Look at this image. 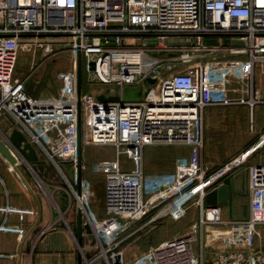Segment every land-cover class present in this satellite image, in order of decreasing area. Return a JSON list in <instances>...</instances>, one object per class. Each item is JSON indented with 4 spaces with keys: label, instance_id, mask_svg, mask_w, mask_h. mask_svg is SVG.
Instances as JSON below:
<instances>
[{
    "label": "built area",
    "instance_id": "obj_1",
    "mask_svg": "<svg viewBox=\"0 0 264 264\" xmlns=\"http://www.w3.org/2000/svg\"><path fill=\"white\" fill-rule=\"evenodd\" d=\"M206 39L219 44L203 45ZM224 39L243 45H224ZM26 47L36 48L41 60L67 56L60 99L34 98L26 91L27 78H13L17 54ZM213 54L246 55L251 67L264 60V0H0V116L10 125L0 143L17 153L9 142L16 129L49 162L73 169L71 190L104 264H124L117 250L127 239L164 217L181 220L191 202L199 218L151 246L135 264H264V251L219 252L211 260L204 255V229L221 224L225 208L208 207L205 196L241 166L249 203L240 222L264 224V165L249 163L264 134L215 168L202 159L207 66L190 63ZM82 57L87 94L81 86ZM138 87L143 89L139 101H122L125 88ZM100 96L120 101L101 102ZM84 141L111 148L114 156L85 164ZM159 145L186 146L190 155L177 160L176 185L168 196L150 206L144 199L143 151ZM83 170L104 180L103 219L92 208V185Z\"/></svg>",
    "mask_w": 264,
    "mask_h": 264
},
{
    "label": "crops",
    "instance_id": "obj_2",
    "mask_svg": "<svg viewBox=\"0 0 264 264\" xmlns=\"http://www.w3.org/2000/svg\"><path fill=\"white\" fill-rule=\"evenodd\" d=\"M245 58L219 54L203 58L207 66L204 97L208 104L202 113V159L208 168L230 161L253 146L264 134V60L257 62L252 80L254 85L250 87ZM18 77L24 79L21 75ZM49 85L52 89L41 85L38 80L27 78L25 88L37 99H60L62 85ZM249 92L255 93L254 103ZM9 126L7 119L0 116V134L8 131ZM90 146L81 149L84 163L92 155H101L99 151L88 153L86 149ZM262 149L264 144L254 152L249 163H261L260 158L254 159V155L263 153ZM36 151L39 160L45 163H25L13 149L9 150L14 160L11 163L0 153V264H79L80 259L81 264H104L102 258H97L98 247L87 233L78 203L72 196L71 180L67 175L70 166L60 163L57 167L41 151ZM143 153L146 167L151 161L149 159L167 158L171 161L176 157L180 161L190 154L188 148L181 146L179 149L171 148L167 153L147 147ZM157 164L160 165L159 162ZM158 170L161 173L162 167L159 166ZM245 170L246 167L241 166L230 177L234 180L235 190L230 194L231 208H227L224 214L233 220L244 219V205L248 211ZM30 171L37 175L38 181ZM81 175L91 181L94 212L100 219L105 218L103 178L85 170ZM190 209L189 217L197 220L199 208L195 205V210ZM165 236L161 235L156 242L166 239ZM152 240H149L148 247ZM223 245L220 243L218 246Z\"/></svg>",
    "mask_w": 264,
    "mask_h": 264
},
{
    "label": "rangeland",
    "instance_id": "obj_3",
    "mask_svg": "<svg viewBox=\"0 0 264 264\" xmlns=\"http://www.w3.org/2000/svg\"><path fill=\"white\" fill-rule=\"evenodd\" d=\"M239 56L246 57L245 59H247L248 62V56L246 55H239ZM234 57H238V56L234 55ZM203 60L204 59L200 60V58H197L196 60H193V62L190 63V65L191 66L197 65L199 61L204 62ZM208 60L209 62L212 61V59H208ZM256 64L257 63H255V65L251 67L250 63L248 62V66H249L248 80L250 87H253L252 85H254L252 80L254 78V71ZM68 70H69V62L67 56L57 55L55 57L54 56L49 57L47 60H41L40 53L37 51L36 48L33 47L32 48L29 47V49L21 48V50L17 54L13 78H17L19 75H21L22 78H29V79L33 78V80L40 81L41 85H47L50 89H52V87L49 84L52 83L56 87L61 86V83L63 82V79L65 78ZM93 89H96V87L92 86L91 90ZM100 89L101 87L97 88V90ZM253 95H255V93ZM257 95H259V93ZM249 96H251L250 92H249ZM90 144L91 143L84 141L82 143V147L90 146ZM181 147H186V146H181ZM149 148L151 149L156 148L161 152L167 153V150L171 148L179 149V146L159 145V146H151ZM86 151L90 154H94L97 151L101 153V155H99L98 157H94L92 155L91 159L89 158L88 160H86L88 164L96 159H104V158L109 159L114 156V151L111 148L90 146L88 149H86ZM255 158H260V160L258 159L261 162L259 164L264 165V152L261 154L260 152L256 153L254 155V159ZM149 160L151 161H148L146 167V163L144 160V153H143L142 163H143L144 199L145 201L147 200L150 206H153L159 203L160 200H162L160 198H165L166 196H168L166 194H168V192L175 187L176 184L174 183V180H175V173L177 167V160L176 157H174L173 160L171 161H169L167 158H163L160 160L157 159H149ZM157 162H159L160 164L159 166L162 167L161 173L157 172L159 171L158 170L159 166ZM61 165L65 166L63 164ZM170 166L173 168L172 171H170L171 170ZM30 172L38 181L37 175L33 171ZM73 173L74 171L73 169L71 170V168L69 170V173H67L69 179L71 180L72 186L74 184ZM59 174L60 177L63 179V175H61V172H59ZM72 195L74 197L73 192ZM172 200L173 198L171 197V201ZM168 201H170V199L166 201H162V204L154 208L151 214L153 215L158 209H162L164 205L166 206L168 204ZM190 208H193L195 210L194 202L190 203ZM226 210L227 208L225 207L223 209V215H222L223 222L221 224L211 225L204 229L203 245H204L205 259H210L219 252H227L233 250H243V251L251 250L254 252L264 251V224L251 225L247 223H241L240 220H233L232 218H228L225 215ZM191 212L192 209L188 210L187 214L177 222L172 221L171 218L169 217H164L159 224L149 225L143 230H141L139 233L134 235L133 237L127 239L124 242V244H122L120 248L117 250L120 252L124 264H135L139 259H141L143 256L147 254V251L151 246L157 244L156 241L159 239L161 235L166 234L165 237L170 238L174 236L176 233L181 232L184 229H187L190 226V224L196 220V218L191 219L189 217ZM161 226L163 227L162 229H160L161 233L160 232L158 233V230ZM150 239L151 240L153 239L152 240L153 243H150V246L148 247L149 245L148 242ZM220 243H223L224 245L222 247H219L218 245ZM199 245H200V238L199 236H197V242L193 244V248L197 250L199 248Z\"/></svg>",
    "mask_w": 264,
    "mask_h": 264
},
{
    "label": "water",
    "instance_id": "obj_4",
    "mask_svg": "<svg viewBox=\"0 0 264 264\" xmlns=\"http://www.w3.org/2000/svg\"><path fill=\"white\" fill-rule=\"evenodd\" d=\"M225 44H231L233 46H242L243 42L238 40H229L224 39L222 42ZM219 42L216 39L212 40H204L203 45H214L217 46ZM174 45V44H173ZM181 46H187L188 43H180ZM81 86H82V92L83 94H87L89 90V85L87 82V71H86V60L85 57H82V68H81ZM145 83L152 84L154 83V80L147 79ZM143 95V89L141 87L130 89L125 88L123 90V102H137L141 99ZM101 102H118L120 101L119 97H109L105 98L104 96H100L98 98ZM9 142L12 144V146L17 151L19 158L28 164H41L45 163L43 161H40L38 158V154L36 153L33 146L27 141L25 136L18 130H13L9 136ZM0 153L11 163L14 162V160L10 156L9 148L6 146L5 143H0ZM235 190L234 187V180L231 178H225L222 182V184L215 190L209 192L205 196V204L208 207L221 205L226 208H231V192ZM247 216V206H243V217L245 218ZM85 229L88 234H92V230L89 227V225H85ZM79 264H81V259L79 261Z\"/></svg>",
    "mask_w": 264,
    "mask_h": 264
},
{
    "label": "bare ground",
    "instance_id": "obj_5",
    "mask_svg": "<svg viewBox=\"0 0 264 264\" xmlns=\"http://www.w3.org/2000/svg\"><path fill=\"white\" fill-rule=\"evenodd\" d=\"M25 49H29V48L26 47Z\"/></svg>",
    "mask_w": 264,
    "mask_h": 264
}]
</instances>
